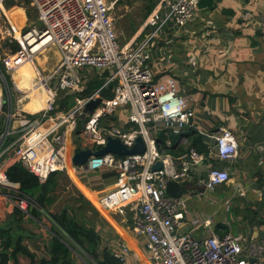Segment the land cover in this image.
I'll return each instance as SVG.
<instances>
[{
	"label": "built area",
	"instance_id": "obj_1",
	"mask_svg": "<svg viewBox=\"0 0 264 264\" xmlns=\"http://www.w3.org/2000/svg\"><path fill=\"white\" fill-rule=\"evenodd\" d=\"M5 1L0 0V8L6 13L20 48L0 53V116H6L0 131V194L5 189L12 190L8 194L15 207L25 216H31L30 211L38 205L33 198L20 193L19 185L9 180L7 170L11 165L21 163L41 183L54 172L68 171L69 166L82 174L115 171L114 188L105 196L99 195V199L102 203L111 200L113 211L124 212L130 207L131 232L143 243L149 264H264V238L245 246L232 232L219 235L212 226V217L198 224L207 229L203 238L195 237L193 229L180 232L179 228L185 224L190 195L178 197L168 192L170 182H186L191 170L210 158L227 163L239 153L233 130L222 127L214 135L201 130L193 100L183 92L178 79L171 74L157 77L151 65L161 50V38L171 29L179 30L188 25L201 9L200 0H159L125 44L120 43L116 30L113 13L116 1L31 0L40 25L26 32L21 28L19 37L7 14ZM261 30L264 35V18ZM50 46L57 48L60 58L53 70L46 72L37 64V57ZM26 62L35 70L33 84L46 87L44 106L34 114L15 110L12 82L19 91L29 88L18 87L8 74L13 76ZM92 69L107 79L90 94L80 95L68 110L60 111L57 100L61 94L83 93L91 80ZM110 84H114L111 97L103 95ZM97 99L101 102L89 113L87 104ZM122 109L128 112L126 118L121 117ZM83 114L89 120L83 132L77 135L75 129ZM128 123L137 126L127 128ZM190 129L210 137L211 141L205 142L206 150L189 146L177 155L160 148V132L165 137L163 145L172 147L175 136L188 144L186 133ZM139 135L146 146L142 153L109 152L102 156L91 155L83 165L72 162L79 147L95 151L112 137L131 148ZM11 136L14 139L9 142ZM158 161L162 167L154 170ZM230 178L227 165L211 166L199 181L203 188L199 195L214 191ZM73 243L72 255L77 257L76 261L98 264L88 262L85 254L80 253L83 250ZM110 250L123 264H131V246L127 241Z\"/></svg>",
	"mask_w": 264,
	"mask_h": 264
},
{
	"label": "crops",
	"instance_id": "obj_2",
	"mask_svg": "<svg viewBox=\"0 0 264 264\" xmlns=\"http://www.w3.org/2000/svg\"><path fill=\"white\" fill-rule=\"evenodd\" d=\"M16 9L13 13L23 19L26 16L23 8ZM263 18L264 0H215L209 7L201 8L188 25L179 30L171 29L163 36L159 42L161 50L151 64L157 77L171 74L178 79L183 92L193 100L196 121L201 130L214 135L222 127H229L236 134L239 143V153L234 160L224 163L216 158H210L205 164L194 167L188 180L180 183L183 195H190V198L185 224L179 231L187 232L193 229V234L197 238L207 235V229L198 226L207 217H212V226L219 235L232 232L245 246L250 237L254 242L264 238V204L260 214L257 210L264 197V35L261 30ZM13 21L17 24L15 19ZM37 64L42 68L39 63ZM25 75L28 77L24 80ZM34 76L35 70L34 74L17 71L13 74L12 80L9 79L11 82L16 79V85L22 81L27 85L28 80ZM34 80L33 78L32 82ZM34 85L29 86V89ZM127 116L126 109H122L121 117ZM3 117L5 114L0 116V120ZM136 126L133 123L126 124L127 128ZM196 132V135L202 136L204 143L211 141L210 137L206 138L207 136H203L198 130ZM187 138L188 144L183 143L179 137L173 138L174 154L184 153L191 146V137L187 135ZM224 165L229 168L230 180L212 192L199 195L200 190H203L199 181L206 175L208 169L211 166ZM74 172L68 170L66 173L76 191L75 205L93 211L95 208L99 215L100 213L103 215L101 219L104 224L112 226L119 236L113 239L109 247L104 244V238L100 234L99 258H102L104 248L109 250L117 248L122 241H127L131 246L130 263L149 264L145 247L141 240L132 234L131 228L127 229L124 226L119 217L115 216L117 215L114 214L115 211L106 212L99 205L100 193L114 188L116 176L104 177L105 170L88 174ZM58 173V185L51 193L54 201L50 209L55 204L54 194L62 183L60 175L64 172ZM89 174H94L95 178L92 180ZM11 191L5 189L0 194V226H9L14 219L12 213L15 205L8 194ZM80 194L88 204L83 206L78 199ZM64 208L70 209L64 206L62 210ZM254 211L257 212L256 217ZM125 212L129 215L130 207H127ZM125 212L120 211V214ZM37 219L39 221L41 217ZM131 224L130 218V227ZM34 225L38 227L36 219L32 216L23 218L22 226L32 234L26 237L23 243L41 257L44 254L43 249L52 238V232L41 224L39 229ZM97 233L99 234L98 231ZM67 238L66 236L65 239L68 240ZM68 241L74 244L72 240ZM80 253L85 254L88 262H94L88 253L82 251ZM22 257L27 256L20 254L18 256L20 263L29 264ZM72 258L78 262L73 255Z\"/></svg>",
	"mask_w": 264,
	"mask_h": 264
},
{
	"label": "trees",
	"instance_id": "obj_3",
	"mask_svg": "<svg viewBox=\"0 0 264 264\" xmlns=\"http://www.w3.org/2000/svg\"><path fill=\"white\" fill-rule=\"evenodd\" d=\"M147 13L151 12L155 4L159 0H148ZM124 0H117L116 3H123ZM5 4L11 8L13 6H21L26 9L27 15L31 14V0H6ZM32 6V5H31ZM7 45H11L13 52L20 48L17 40L8 39ZM97 74L92 78L87 88L80 95L85 96L90 94L95 88H99L103 84V78L98 77ZM114 84H110L108 88L103 90V95L111 97L112 87ZM72 95L61 94L57 103L59 104V110H68L72 105ZM2 127L0 125V131ZM195 129H190L186 134L191 137V146L197 147L200 150H206V145L202 141V136L196 135ZM164 133H159V143L162 144L160 148H166L167 152L174 153V145L172 147L164 146ZM78 151L81 150L79 147ZM116 174L115 171L106 172L104 177H112ZM58 172L52 173L48 180L41 183L36 175L29 172L21 163H15L11 165L7 170V176L13 183L19 185V191L25 196L33 198L38 207L33 208L30 213L35 219L39 218L41 214L47 218L50 223L48 227L52 232V238L46 248H44V254L38 257L34 252L23 243L26 237L31 236L26 228L22 226V220L25 217V213L18 207H15L12 215L13 221L9 226H0V264H21L18 256L23 254L30 259L29 264H85L77 263L72 258V249L75 247L65 239L67 236L78 247L83 249V252L88 253L98 264H123L117 259L108 248H104L102 251V258H99V243L100 234L91 225H86L80 222L75 216L74 209L64 208L61 212L52 211L49 207L53 203L54 199L51 196L52 191L58 185ZM78 199L83 203V206L88 204V201H84V196L79 195ZM78 200V201H79ZM82 207V206H81ZM83 208V207H82ZM96 212L97 210L93 208ZM72 213V215L70 214ZM257 212L254 211L256 217ZM65 236V237H64ZM67 238V239H68Z\"/></svg>",
	"mask_w": 264,
	"mask_h": 264
},
{
	"label": "rangeland",
	"instance_id": "obj_4",
	"mask_svg": "<svg viewBox=\"0 0 264 264\" xmlns=\"http://www.w3.org/2000/svg\"><path fill=\"white\" fill-rule=\"evenodd\" d=\"M16 1H18V0H16ZM109 2L112 3L113 0H109ZM148 3H149L148 0H124L123 3L114 4L113 13L115 16L117 34L119 36V40H120L121 44H125L128 41H130V39L133 38L134 31H136V29L142 25L144 19L146 18ZM19 7L23 8V10L26 14V16L23 17V19L18 18L16 16V14L13 13L14 12L13 10H17L16 8H19ZM5 8L7 10V14H9L10 18L12 20L15 19L17 21V24H18L17 26H23L22 27L23 32H26L32 26H35V25L39 26L40 25L39 21L37 20V12L31 5H30V8H31L32 16H28L26 9L24 7H21L18 5L9 8L5 4ZM17 12H19V11H17ZM5 14L6 13L3 11V9L0 8V53L2 55L4 52L11 53L13 51V50L11 51V45L6 44L8 39H10V38L16 39L14 37L15 33L11 27L10 22L8 21L7 17L5 16ZM14 14H15V16H14ZM23 22H25V24ZM138 40L139 39H137L136 42H138ZM19 45H20V43H19ZM38 57L39 58L37 59L38 60L37 63H39L43 69L45 68L44 70H47L46 72H49V71L53 70L56 63L58 62L59 53H58V50L55 46H50L47 50L38 54ZM8 74H9V77H12V73H8ZM97 74H98V72L95 69H92L89 73L90 79L94 78ZM27 77H28V75H25L24 80ZM33 78L35 79V76ZM33 78L28 80L29 82L27 85L25 83H22L23 82L22 81L21 83H17V86L20 88H25V89L29 88V86H31L35 82V80L32 82ZM102 78H103L102 80L105 81L107 79V76H104V77L102 76ZM13 84L14 83L12 82V91L14 94V96H13L14 99L21 98L23 95H27L26 97H24V99L22 101H15V104H16L15 110L17 112H20V111L23 113L31 112V114H34L35 111H31L25 107L26 106L25 104L28 103L30 101V98H31L30 90H26L24 92L19 91L15 85L13 86ZM79 97H80V94L79 95L78 94L72 95V97H71L72 98V105H74L76 103L77 98H79ZM43 106H44V102H43ZM36 112H38V111L36 110ZM5 121H6V116L0 120L1 127L3 126V123ZM112 122H113V120H112ZM13 139H14V137L11 136L9 138V142ZM63 172H64V173H62L63 175L62 174L60 175V177L62 179V183L59 186V188L57 189V193L54 194L55 204L52 206L51 210L58 212V211H61L64 206H67L69 208L74 209L75 216L78 218V220L82 223H85L86 225H91L92 227L96 228V230L99 232V234H101L102 237L104 238V241H105L104 244L108 245L110 247L114 241L113 239L116 238V236H118L116 234V230L114 228H112V226L110 227V225L108 223L104 224V222L101 219V218H103L102 217L103 215L100 212H99L100 213V215H99L97 212H95V211H93L87 207L85 209V208L80 207V205H78V206L75 205L76 204L75 203L76 191L73 189L74 184L72 183L71 179L67 175V173H66L67 170L63 171ZM89 176H91L92 180L95 178L94 174H89ZM3 191H5V190H3ZM108 191H109V189L107 191H102L100 193V196H105ZM233 211H234V209H233ZM116 212H119V213H116ZM126 213L127 212H125V214H120V211L116 210L114 214H117L115 216H118L119 219L124 224V226H126L127 229H130L131 227L129 225V219L132 217V211H131V213H129V215H126ZM70 214L72 215L71 212H70ZM40 217H41V223L36 219V224H38V227L35 225L34 226L37 229H39V227H40L39 225L41 224L42 226H46V229H47V227L50 226L49 221L44 216V214H41ZM43 231L46 232L45 230H43ZM46 235H47V233H46ZM76 258L77 257H75V259ZM22 259H24L26 262L29 263L28 257H22Z\"/></svg>",
	"mask_w": 264,
	"mask_h": 264
},
{
	"label": "water",
	"instance_id": "obj_5",
	"mask_svg": "<svg viewBox=\"0 0 264 264\" xmlns=\"http://www.w3.org/2000/svg\"><path fill=\"white\" fill-rule=\"evenodd\" d=\"M214 2H215V0H200L199 7L202 9L207 8L211 4H213ZM100 102H101L100 99L90 101L87 104L86 110L89 113H93L95 108L98 106V104ZM88 120H89V117L87 115L83 114L81 116V118L78 121L77 127L75 129V133L77 135H79L83 132L84 126ZM145 149H146V146L144 143V139L141 135H139L137 137L135 145L131 148H129L128 146L123 144V142L120 139L110 137L108 139L107 144L105 146H103L102 148H99L98 150L93 151L91 148H87V149H82V150L77 151L72 158V162L74 165H83L87 162L88 158L91 155L102 156V155L109 153V152H114V153H117L119 155H128V154L142 153L145 151ZM224 163H226V162H224ZM161 167H162V163L160 161H158L153 166V169L156 170V169H159ZM168 192L174 196L179 197V196L183 195V188H182L180 183L170 182L168 185ZM263 196H264V192H263ZM263 204H264V197H263L262 201L258 204V207H257L259 214L261 212V208H262ZM256 221H258V218L256 219ZM251 241H252V238L250 237L247 240L246 246H249ZM251 261L255 262V259L252 258Z\"/></svg>",
	"mask_w": 264,
	"mask_h": 264
},
{
	"label": "bare ground",
	"instance_id": "obj_6",
	"mask_svg": "<svg viewBox=\"0 0 264 264\" xmlns=\"http://www.w3.org/2000/svg\"><path fill=\"white\" fill-rule=\"evenodd\" d=\"M8 16H9V14H8ZM9 18H10V16H9ZM10 20L15 27L17 37H19L20 36V29L23 26H17L18 24H16L11 18H10ZM25 22H23V23L25 24ZM37 58H39V57H37ZM18 71H21L23 73L34 74L33 66L30 62H26L25 64H23L19 68ZM15 81H16V79H15ZM29 90L31 92V98L32 99L28 103H26L25 105L27 106V108L29 110L36 111L43 106V102L46 99V87L42 84L36 85V86L34 85V86L30 87ZM69 172L75 173L71 166H69ZM99 205L106 212H113V210H114L113 209L114 206L111 204V200H107V201H104V203H102L101 200L99 199Z\"/></svg>",
	"mask_w": 264,
	"mask_h": 264
}]
</instances>
